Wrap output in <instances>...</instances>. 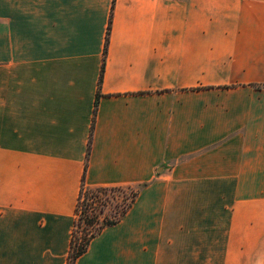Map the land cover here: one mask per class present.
I'll list each match as a JSON object with an SVG mask.
<instances>
[{
    "label": "crops",
    "instance_id": "1",
    "mask_svg": "<svg viewBox=\"0 0 264 264\" xmlns=\"http://www.w3.org/2000/svg\"><path fill=\"white\" fill-rule=\"evenodd\" d=\"M84 184L138 196L76 264H264V0H0V264Z\"/></svg>",
    "mask_w": 264,
    "mask_h": 264
},
{
    "label": "trees",
    "instance_id": "2",
    "mask_svg": "<svg viewBox=\"0 0 264 264\" xmlns=\"http://www.w3.org/2000/svg\"><path fill=\"white\" fill-rule=\"evenodd\" d=\"M112 18L113 12L107 30L105 53L107 52ZM85 175L86 174H84V180ZM108 189L114 190L131 188H88L85 184L83 185L75 210V226L73 230L71 248L67 264H76V261L88 251L91 242L98 235H100L104 229L117 225L126 216L138 196V192L133 189L134 191H132L131 197L129 198V200H127L121 213L118 216L113 219H108L107 217L101 218L97 214V212H93L97 210L95 207L96 203L101 199L100 194L104 190ZM91 209L92 212L90 211ZM101 213H104V210H101ZM82 224H84V227L82 226Z\"/></svg>",
    "mask_w": 264,
    "mask_h": 264
},
{
    "label": "rangeland",
    "instance_id": "3",
    "mask_svg": "<svg viewBox=\"0 0 264 264\" xmlns=\"http://www.w3.org/2000/svg\"><path fill=\"white\" fill-rule=\"evenodd\" d=\"M90 188V187H88ZM133 189H108L104 190L100 194V201L96 203V211L93 213H96L101 217L105 218L107 217L108 219H113L116 216H118L125 203L129 198L131 197ZM101 210H104V213H101ZM92 212V209L90 210ZM84 227V224H82Z\"/></svg>",
    "mask_w": 264,
    "mask_h": 264
}]
</instances>
